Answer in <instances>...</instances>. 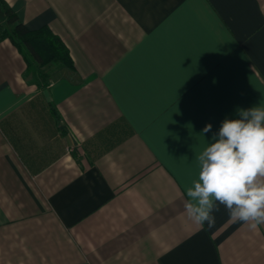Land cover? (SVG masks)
<instances>
[{
    "label": "crops",
    "instance_id": "obj_1",
    "mask_svg": "<svg viewBox=\"0 0 264 264\" xmlns=\"http://www.w3.org/2000/svg\"><path fill=\"white\" fill-rule=\"evenodd\" d=\"M4 1L74 66L0 41V264H264V224L185 209L222 121L264 107V0Z\"/></svg>",
    "mask_w": 264,
    "mask_h": 264
},
{
    "label": "clouds",
    "instance_id": "obj_2",
    "mask_svg": "<svg viewBox=\"0 0 264 264\" xmlns=\"http://www.w3.org/2000/svg\"><path fill=\"white\" fill-rule=\"evenodd\" d=\"M225 118L213 141L197 157L198 179L186 190L187 216L195 223H215L224 205L233 221L256 228L264 224V107L238 109ZM212 125H205L208 133Z\"/></svg>",
    "mask_w": 264,
    "mask_h": 264
},
{
    "label": "trees",
    "instance_id": "obj_3",
    "mask_svg": "<svg viewBox=\"0 0 264 264\" xmlns=\"http://www.w3.org/2000/svg\"><path fill=\"white\" fill-rule=\"evenodd\" d=\"M0 7L5 18L0 24V41L9 38L25 57L30 71L50 65L74 66L68 47L48 26L29 29L4 0H0ZM39 71L41 78L47 81L46 69Z\"/></svg>",
    "mask_w": 264,
    "mask_h": 264
},
{
    "label": "rangeland",
    "instance_id": "obj_4",
    "mask_svg": "<svg viewBox=\"0 0 264 264\" xmlns=\"http://www.w3.org/2000/svg\"><path fill=\"white\" fill-rule=\"evenodd\" d=\"M5 18H2V13L0 12V24H2V23H4L5 22V20H4ZM4 20V21H3ZM47 67V66H46ZM46 67H44V68H46ZM49 67V66H48ZM43 68V69H44Z\"/></svg>",
    "mask_w": 264,
    "mask_h": 264
}]
</instances>
